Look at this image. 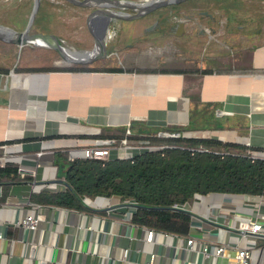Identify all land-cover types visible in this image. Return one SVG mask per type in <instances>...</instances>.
Listing matches in <instances>:
<instances>
[{
    "label": "crops",
    "instance_id": "1",
    "mask_svg": "<svg viewBox=\"0 0 264 264\" xmlns=\"http://www.w3.org/2000/svg\"><path fill=\"white\" fill-rule=\"evenodd\" d=\"M91 10H78L89 45H73L76 51L67 44L90 53L89 62H67L51 47L0 38V167L18 169L15 180L0 178V264H140L150 252L160 264H210L217 259L201 248L212 240L248 245L251 262H264V237L238 232L239 222L264 214V199L258 205L252 194L194 197L189 207L203 220L186 235L132 222L130 206L116 195L83 197L94 209L41 199L42 192L65 189L69 160L84 157L95 138L124 137L127 130V139L140 145L147 140L138 135L174 131L264 151V31L249 38L236 32L242 25L186 20L190 12L175 6L152 20L117 18L102 53L86 24ZM26 25L3 24L15 31ZM29 32L61 39L49 29ZM111 146L110 158L141 152ZM30 214L38 217L35 228L22 223ZM187 236L197 238L192 248L185 246Z\"/></svg>",
    "mask_w": 264,
    "mask_h": 264
},
{
    "label": "trees",
    "instance_id": "2",
    "mask_svg": "<svg viewBox=\"0 0 264 264\" xmlns=\"http://www.w3.org/2000/svg\"><path fill=\"white\" fill-rule=\"evenodd\" d=\"M123 135L107 138L118 144ZM137 138L164 146L143 150L132 158H73L65 174V189L42 192L41 199L60 206L94 209L82 198L116 195L130 206L132 222L186 235L191 213L175 204H189L195 193L264 195V158H251V146L211 138L158 136L156 131ZM17 171L16 165L6 163L0 167V178L11 176L13 181L18 178Z\"/></svg>",
    "mask_w": 264,
    "mask_h": 264
},
{
    "label": "rangeland",
    "instance_id": "3",
    "mask_svg": "<svg viewBox=\"0 0 264 264\" xmlns=\"http://www.w3.org/2000/svg\"><path fill=\"white\" fill-rule=\"evenodd\" d=\"M44 1L45 0H40L39 2V6L31 24V29L39 27L40 29H49L54 31L61 38L59 44L65 49L68 48V51L71 49L76 50L73 45L87 46L89 45L88 43H90V38L81 33L82 31L84 33L83 23H85V21L83 20L82 22V14L79 12H85L89 9H97L98 7H101L110 11H117V9H120L127 14L133 13L130 8L117 7V9H115L116 7H114L113 9H109V7H105L96 2H90L89 5H83L82 9H77L81 6L71 4L63 0H50L53 4H50L47 1L44 4ZM33 5L34 0H0V24L3 25L12 22L27 23ZM175 5L176 3L165 5V8H161L160 10L152 9L131 20L122 18H120V20L123 22H137L142 18H144L143 20H152L154 19L152 16L155 14L158 16L160 13L168 11L170 7H174ZM178 5L184 7L185 11L190 12L187 15L188 18L190 17L191 19L186 20L196 21V19H198L200 22H211V17L209 18L211 13L213 19L217 20V22L242 25V30L236 32H242L249 38H255L257 34L256 32L264 31V29L261 30V27L264 26V0H182ZM87 20L88 19H86V24ZM113 22H118L117 18L107 17L106 24L102 26L99 31L106 37V40H104L105 37H103L106 44L108 43V36L114 34V32L111 31ZM226 36L227 35H225V37ZM257 36L261 37L260 35ZM80 37H83V41H81ZM67 44H70L71 47H69L71 49H69Z\"/></svg>",
    "mask_w": 264,
    "mask_h": 264
},
{
    "label": "built area",
    "instance_id": "4",
    "mask_svg": "<svg viewBox=\"0 0 264 264\" xmlns=\"http://www.w3.org/2000/svg\"><path fill=\"white\" fill-rule=\"evenodd\" d=\"M129 130H127L124 137L120 139V142L117 144L118 146L115 147V149H118L119 151L123 150H134L137 149L138 151H143L146 149H159L162 148L164 145H150L147 144V141L139 143H134V141H130L127 139V136L129 134ZM158 136H176L177 134L173 132L168 131H158L156 133ZM114 139L112 138H95L93 141V144L84 150V157L93 158V159H101L106 160L109 159V152L110 149L113 148L111 145H113ZM248 155L251 158H264V151L263 150H257V149H249ZM120 157L122 158H132V154H121ZM73 159V158H71ZM226 195V194H225ZM201 194L195 193L194 197H200ZM247 196V194H245ZM255 199H257L258 205H260V200L264 199V195H255ZM175 206L187 209L191 213V225H196L195 222L202 221L203 217H200L195 213L190 207L189 204L186 205H177ZM258 213L253 217L251 216L247 222H245L244 226H241L239 222V235L241 237L244 236H252L255 238H262L264 237L262 224L264 222V214L261 218H258ZM38 222V217L33 216L32 214L26 215V217L23 218L22 223L29 227V228H35ZM214 234L217 233V231H213ZM153 236V231L148 230L146 234V239L151 242ZM197 238L194 236H187L185 240V246L187 248H192L193 242H195ZM201 252L205 256H214V258L217 259L215 263L210 264H253L251 262L250 258V247L248 245H239L238 243H231V242H217L216 240L209 241V243H204ZM227 252L230 253V255L226 254ZM123 256H126L127 254V248L123 249L122 251ZM264 255V254H263ZM140 264H160L156 261V253L150 252L149 258L147 260L142 261ZM179 264V263H174ZM258 264H264V262H260Z\"/></svg>",
    "mask_w": 264,
    "mask_h": 264
},
{
    "label": "water",
    "instance_id": "5",
    "mask_svg": "<svg viewBox=\"0 0 264 264\" xmlns=\"http://www.w3.org/2000/svg\"><path fill=\"white\" fill-rule=\"evenodd\" d=\"M67 1L78 4V5H89V3L85 2L84 0H67ZM105 1L106 0H102L99 3L105 7H109L111 4H108ZM180 1L182 0H133L129 4L124 3L126 5L125 6L126 8H130V9L133 8L132 10H135L133 14H124V13L122 14V13H119L118 11H109L106 8L98 7L97 9L91 10V12L89 13L88 19L90 20V18H94L99 13L106 14L105 15L106 18L107 17H114V18L132 17L133 18L139 15H142L143 13H146L154 8L169 5V4L179 3ZM39 2L40 0H34V5L31 10L29 20L27 22V25L22 31H15L10 27H4L3 25L0 24V38L4 40H8V41L14 40L15 42L19 43V45L25 42H34V43H39L47 47H51L57 51L59 57H61L63 60L67 62L85 63V62L91 61V58H89L90 53H87V51L83 52L85 54L84 56L83 55L74 56V55H71L63 46H61L56 41L55 38L47 34L41 33V32H29L31 29V24H32L34 15L39 6ZM136 3L140 4L141 6H136ZM99 31H100V28L98 29V31L94 30L93 28H90V32L92 33V35L95 38V41L99 45L100 52L103 53L105 51L104 42L102 39V33H100ZM225 194H228V193H225ZM242 195H245V194H242Z\"/></svg>",
    "mask_w": 264,
    "mask_h": 264
},
{
    "label": "bare ground",
    "instance_id": "6",
    "mask_svg": "<svg viewBox=\"0 0 264 264\" xmlns=\"http://www.w3.org/2000/svg\"><path fill=\"white\" fill-rule=\"evenodd\" d=\"M85 2H88V3H94V2H96V3H99L100 1H102V0H96V1H94V0H84ZM106 2L108 3V4H111V6H109V9H113L114 7H116L115 9H117V7H125L126 5L124 4V3H126V4H129V3H131V1H128V0H122V1H120V0H113V1H111V0H106ZM136 6H141L140 4H137L136 3ZM118 10V12L119 13H124V14H127L126 12H124V11H122V10H120V9H117ZM110 11V10H109ZM105 15L106 14H104V13H99V14H97V16H95L94 18H90V20L88 19L87 20V24H88V27L90 28H93L94 30H96V31H98V29L99 28H101L104 24H105V22H106V17H105ZM88 17H89V15H88ZM71 55H74V56H84L85 54L83 53V54H81V53H77L76 51H68ZM86 53V52H85ZM128 150V149H127Z\"/></svg>",
    "mask_w": 264,
    "mask_h": 264
},
{
    "label": "flooded vegetation",
    "instance_id": "7",
    "mask_svg": "<svg viewBox=\"0 0 264 264\" xmlns=\"http://www.w3.org/2000/svg\"><path fill=\"white\" fill-rule=\"evenodd\" d=\"M174 7H175V6H174ZM179 7H181V6H179ZM209 13H210V12H209ZM210 17H211V18H210ZM189 18H190V17H189ZM209 18H210L211 20H213V17H212V15H211V13H210V16H209ZM113 35L115 36V32H114V34H113ZM111 36H112V35H111ZM111 36H108V39H109ZM114 36H113V37H114ZM103 37H105V36H103V35H102V39H104ZM104 40H106V37H105V39H104ZM104 40H103V41H104Z\"/></svg>",
    "mask_w": 264,
    "mask_h": 264
}]
</instances>
